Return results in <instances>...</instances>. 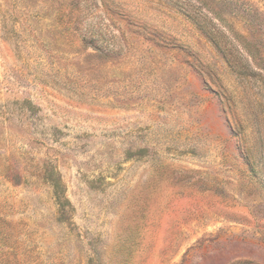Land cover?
<instances>
[{"label": "rangeland", "instance_id": "obj_1", "mask_svg": "<svg viewBox=\"0 0 264 264\" xmlns=\"http://www.w3.org/2000/svg\"><path fill=\"white\" fill-rule=\"evenodd\" d=\"M0 264H264V0H0Z\"/></svg>", "mask_w": 264, "mask_h": 264}, {"label": "trees", "instance_id": "obj_2", "mask_svg": "<svg viewBox=\"0 0 264 264\" xmlns=\"http://www.w3.org/2000/svg\"><path fill=\"white\" fill-rule=\"evenodd\" d=\"M56 196L58 197L59 204L64 205L63 199L61 198V195H60V190L58 188H56Z\"/></svg>", "mask_w": 264, "mask_h": 264}]
</instances>
